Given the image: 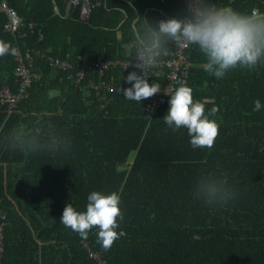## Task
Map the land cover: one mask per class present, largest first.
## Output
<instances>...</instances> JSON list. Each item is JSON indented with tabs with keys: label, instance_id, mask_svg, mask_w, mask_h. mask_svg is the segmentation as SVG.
I'll list each match as a JSON object with an SVG mask.
<instances>
[{
	"label": "trees",
	"instance_id": "16d2710c",
	"mask_svg": "<svg viewBox=\"0 0 264 264\" xmlns=\"http://www.w3.org/2000/svg\"><path fill=\"white\" fill-rule=\"evenodd\" d=\"M6 1L21 17L25 33L5 31L0 12V40L21 53L71 52L82 63L128 58L134 53V22L155 24L186 14L180 0H104L91 9L88 21H81L64 0ZM210 3L264 13V0ZM205 62L192 46L187 86L206 114L217 108L209 118L219 125V134L213 147L194 149L187 129L173 131L165 124L168 107L149 120L147 99L139 104L124 98L120 89L131 87L128 73H87L92 81L113 78L114 91L95 96L33 56L27 96L11 112L0 109L2 264H101L89 251L106 264H264V107L253 111L255 100L264 105V64L238 67L217 79L203 70ZM16 64L14 55L0 57V91L17 88ZM147 82L161 86L164 75ZM13 129L43 142L59 138L65 145L56 152L25 153L8 146L5 137ZM203 177L223 179L233 199L206 204L195 192ZM93 191L120 196L123 219L116 231L125 235L107 251L97 242V228L82 239L60 223L66 204L85 211Z\"/></svg>",
	"mask_w": 264,
	"mask_h": 264
},
{
	"label": "clouds",
	"instance_id": "9594fccd",
	"mask_svg": "<svg viewBox=\"0 0 264 264\" xmlns=\"http://www.w3.org/2000/svg\"><path fill=\"white\" fill-rule=\"evenodd\" d=\"M186 5L183 19L169 17L155 24L143 19L142 23L132 24L130 32L135 55L130 61H136L132 67L141 69L143 74L128 73L125 79L131 87L120 89L125 99L140 104L142 99L160 92V84L150 85L144 70L160 63L169 43L180 47L196 46L206 60L203 70L217 79L238 67L252 70L258 64H264V13L257 9L241 13L229 7H217L210 0H186ZM9 54L15 55L16 49L0 40V57ZM262 107L259 99L254 101L253 111H260ZM216 112L217 108L213 107L206 114L205 105L194 101L192 89L181 81L169 97L163 120L173 131L187 129L194 149L211 148L219 134V125L209 117L215 116ZM5 140L9 147L25 153L56 152L65 145V141L59 138H53L50 143L43 142L38 135H30L22 129H13ZM195 192L206 204L223 205L234 197V192L223 179L213 177L201 178ZM87 201L85 211H77L71 204H66L60 223L82 239H87L89 232L97 228V242L107 251L125 235L123 231H116L118 219H123L120 196L116 192L105 195L93 191Z\"/></svg>",
	"mask_w": 264,
	"mask_h": 264
},
{
	"label": "built area",
	"instance_id": "2783aa9c",
	"mask_svg": "<svg viewBox=\"0 0 264 264\" xmlns=\"http://www.w3.org/2000/svg\"><path fill=\"white\" fill-rule=\"evenodd\" d=\"M104 0H64L67 6L76 12V15L81 21H88L91 9L97 5L103 3ZM163 1V0H161ZM186 9V0H182ZM0 12L5 16L3 28L5 31L17 35L23 36L25 32L22 30V21L16 12V9L11 7L6 0H0ZM27 28H32V23L27 24ZM132 47V42L130 43ZM133 48V47H132ZM16 54L14 55L17 64L15 68L17 88L13 91L8 86H4L0 91V109H6L7 112H11L12 109L27 96L33 74L29 68L31 65L32 57L43 59L48 63L51 68L59 70L60 72H66L69 77L74 79L77 85H81L82 89H92L95 96L100 95L105 91L111 93L115 89L113 84V78L106 80L92 81L91 78H87V73L96 72L98 76H102L107 70L121 69L124 73L136 71L138 75H142L141 69H135L132 64L136 61H130L134 58V53L128 58H101L96 57L87 63H82L74 57L72 53L66 52L64 56H51L43 51L25 49L22 53L15 47ZM134 49V48H133ZM192 46L180 47L173 43L171 48H167V52L162 56L160 63L154 67H149L144 70V75L147 81L151 78L164 75L165 82L160 87V92L154 94L152 97L147 98V104L145 106L146 117L152 119L157 111L162 107H169V97L172 91L179 86L182 81L184 84H188V70H189V52ZM129 63V66L125 68V65ZM123 87H127L124 83ZM6 215L4 212H0V264H2V255L4 251L3 229L5 225ZM83 245L86 247L85 243ZM86 249H88L86 247ZM89 257H93L106 264L104 260H101V255L89 251Z\"/></svg>",
	"mask_w": 264,
	"mask_h": 264
},
{
	"label": "crops",
	"instance_id": "0c3cea01",
	"mask_svg": "<svg viewBox=\"0 0 264 264\" xmlns=\"http://www.w3.org/2000/svg\"><path fill=\"white\" fill-rule=\"evenodd\" d=\"M180 1H182V0H180ZM56 12H57V9L55 10ZM2 14V13H1ZM3 15V14H2ZM4 16V15H3ZM20 19H21V17H20ZM22 20V19H21ZM71 53V52H70ZM48 54V53H47ZM52 56V55H51ZM64 73H66V72H64ZM106 93H108V92H106ZM110 94V93H109ZM109 94H108V96H109Z\"/></svg>",
	"mask_w": 264,
	"mask_h": 264
},
{
	"label": "rangeland",
	"instance_id": "374dc122",
	"mask_svg": "<svg viewBox=\"0 0 264 264\" xmlns=\"http://www.w3.org/2000/svg\"><path fill=\"white\" fill-rule=\"evenodd\" d=\"M133 157H134V153H132V154L130 155V159H133Z\"/></svg>",
	"mask_w": 264,
	"mask_h": 264
}]
</instances>
